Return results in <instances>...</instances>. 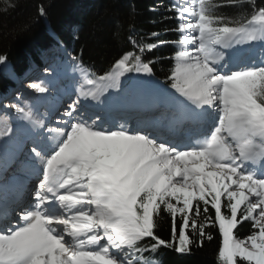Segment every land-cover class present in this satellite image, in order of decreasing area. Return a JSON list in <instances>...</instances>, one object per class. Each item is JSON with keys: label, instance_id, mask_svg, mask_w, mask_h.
Returning a JSON list of instances; mask_svg holds the SVG:
<instances>
[{"label": "snow or ice", "instance_id": "snow-or-ice-1", "mask_svg": "<svg viewBox=\"0 0 264 264\" xmlns=\"http://www.w3.org/2000/svg\"><path fill=\"white\" fill-rule=\"evenodd\" d=\"M163 18L176 39L130 33L100 74L57 40L74 87L43 112L0 97V264H161L217 236L216 264H264V55H241L264 45V2L172 0ZM164 45L161 79L148 54ZM27 87L38 102L52 80Z\"/></svg>", "mask_w": 264, "mask_h": 264}, {"label": "trees", "instance_id": "trees-1", "mask_svg": "<svg viewBox=\"0 0 264 264\" xmlns=\"http://www.w3.org/2000/svg\"><path fill=\"white\" fill-rule=\"evenodd\" d=\"M12 4L15 6L5 11L0 3V54L7 57V63L0 66V94L14 85L16 76L38 62L43 50L56 46L57 40L100 74L118 54L132 50L130 33L146 37L157 31L163 40L176 39L174 33L164 32L174 26L172 20L163 18L171 0H12ZM41 4L47 12L44 17L37 11ZM222 11L233 15L237 9L228 7ZM26 24L27 30H21ZM172 51L171 45H164L148 54V58L157 60L156 75L161 79L171 67L165 58ZM169 232L170 220L165 214L159 234L167 237ZM247 232V225L240 229L241 236ZM217 247L218 236L191 254L162 249L155 258L161 264H216Z\"/></svg>", "mask_w": 264, "mask_h": 264}, {"label": "bare ground", "instance_id": "bare-ground-1", "mask_svg": "<svg viewBox=\"0 0 264 264\" xmlns=\"http://www.w3.org/2000/svg\"><path fill=\"white\" fill-rule=\"evenodd\" d=\"M255 52L256 53L258 52L259 57L264 55V45L255 44V45H252L251 47L246 46L242 50L241 55H242V58H244L246 55V58L244 59V61L246 62L248 60V58H252V57L256 56ZM259 57L255 58V59H259ZM52 64H55V61H52ZM42 74H44V71H42ZM25 76L27 77V80H29L30 82H31V80H33L32 78H34L32 73L26 74ZM73 76H74V74L71 72V70L63 69L57 75L51 77L50 79L52 80V92L47 97H41L38 102L33 99L36 94L35 95L32 94V92L29 91L28 89H27L28 93H23L22 95L30 103H36L37 107L39 108V111L43 112L45 110V108L48 107L50 104H56L57 102L60 101V99L62 97H64V95H61L59 97L56 96L57 93L60 92L62 87H65V88L72 91V89L74 87ZM20 77H21V75H18V77L16 76L15 79L20 78ZM25 82H28V81H25ZM25 87H27V84L23 85V88H25ZM11 93L17 95L16 92L13 90H11ZM6 103H8V102H6ZM5 178L7 179V181L10 184L11 180H12V173L9 172V173L5 174V177H0V183H3Z\"/></svg>", "mask_w": 264, "mask_h": 264}, {"label": "rangeland", "instance_id": "rangeland-1", "mask_svg": "<svg viewBox=\"0 0 264 264\" xmlns=\"http://www.w3.org/2000/svg\"><path fill=\"white\" fill-rule=\"evenodd\" d=\"M53 51L55 52L54 53V55H55V58H52V57H50L51 55L50 54H48V55H46V57L43 59V62H44V64H47V66H50L52 69H54V72H55V74H54V76L55 75H57L60 71H62L63 69H68V70H71V67L70 66H68L67 64H66V62H65V58H64V55H63V53H61L60 51H58L57 49L55 50V49H53ZM246 56V55H245ZM49 59V60H48ZM45 60V61H44ZM50 61V60H54L55 61V64H52V62L51 63H48L47 61ZM44 69H42V71H43ZM42 71H40V73L37 71H29L28 73H32V75H33V77L36 79H38V78H47V79H50L51 77H53V76H51V77H45L44 76V74H42ZM71 72H72V70H71ZM128 82H130V84L132 83V80H129ZM68 91H71V90H69V89H67V88H63V90L61 91V93L62 94H64V92L66 93V94H68L69 92ZM32 94H34L35 95V93L34 92H32ZM15 95V94H14ZM67 99V97L64 99V100H66ZM63 100V101H64ZM6 151L8 152V153H11L12 151H13V146H12V144H11V142H9L8 143V146H7V149H6Z\"/></svg>", "mask_w": 264, "mask_h": 264}]
</instances>
